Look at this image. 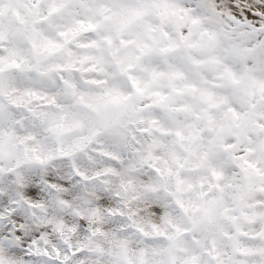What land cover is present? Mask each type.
Instances as JSON below:
<instances>
[{
    "label": "snow or ice",
    "instance_id": "1",
    "mask_svg": "<svg viewBox=\"0 0 264 264\" xmlns=\"http://www.w3.org/2000/svg\"><path fill=\"white\" fill-rule=\"evenodd\" d=\"M0 264H264V0H0Z\"/></svg>",
    "mask_w": 264,
    "mask_h": 264
}]
</instances>
